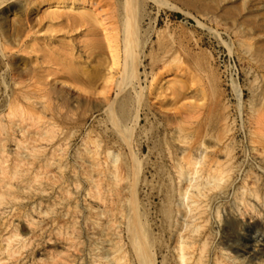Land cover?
Returning a JSON list of instances; mask_svg holds the SVG:
<instances>
[{"label": "rangeland", "instance_id": "1", "mask_svg": "<svg viewBox=\"0 0 264 264\" xmlns=\"http://www.w3.org/2000/svg\"><path fill=\"white\" fill-rule=\"evenodd\" d=\"M56 9L96 26L42 19ZM57 32L82 57L104 41L110 91L102 78L65 91L54 62L39 72L55 54L42 36ZM113 36L122 49L127 37V70L111 68ZM250 104L264 117V0L4 1L0 264H184L182 251L186 264H264V131L251 141ZM225 107L232 140L219 146ZM199 143L220 161L232 153L229 182L208 181L202 157L189 171Z\"/></svg>", "mask_w": 264, "mask_h": 264}, {"label": "bare ground", "instance_id": "2", "mask_svg": "<svg viewBox=\"0 0 264 264\" xmlns=\"http://www.w3.org/2000/svg\"><path fill=\"white\" fill-rule=\"evenodd\" d=\"M6 0H0V5ZM83 5H86L87 2L84 1L82 3ZM65 5H70L67 4L66 2H63L61 4V6H65ZM63 11V10H62ZM59 11L58 9L56 10H52V12H47L43 14V18H49L50 20H52L53 22L58 21L59 23L62 22L61 19H64L66 17L67 22H69V26L71 27H75V26H84L86 24L91 25L92 27L96 26V19L97 17H93V14L87 13V11L85 10H81L79 13L77 14H71V13H66V11L62 12ZM98 20V19H97ZM101 23H103V20L101 21ZM62 24V23H61ZM201 24V23H199ZM75 30V29H73ZM96 30V29H95ZM107 30H109L107 28ZM127 32V31H126ZM125 32V35L127 34ZM92 33H97V31H94ZM70 35V33H68V36ZM47 39V40H46ZM64 37H61L58 32L57 35L51 34L48 36V34H44L42 36V40H44L45 46L44 47H49L52 48V50L54 51V58L53 59H46L44 58L43 60L39 59V63L35 62V65L39 67V64L41 67H45V69H40L39 72L41 74H43L45 76V74L52 72V69H50V64H52V62H54V64H52V67H55V65L58 67L59 71H62L63 76L65 77L64 80L60 81V85H62L65 89V91H68L67 89L71 90L72 87L74 86V88H77V86L74 84L73 81L76 82H83L88 86V89L84 90L85 92L91 93V92H95L96 91V87L100 81V78L103 79V81H107L108 85H107V91L111 90V85H112V81L114 80L115 76L114 74L112 75H108V76H104L101 74L100 70L103 68H108L109 67V63L106 61V57H104L102 55V52L106 51V48L108 49V47H106L105 43L103 40H100L97 45L100 48V51H98L97 55L94 54V52L91 51H85L84 50V56H80L78 54V50H76V45L74 44H65L63 42ZM112 39V44H111V63H112V69L115 70L116 67L118 65H121L122 68L126 69L129 66V61L127 60L126 62V58L128 57V55L131 53V49H130V45L128 43L127 37L125 39V48L122 49V47L119 46V43H117V39L116 37H111ZM46 40V42H45ZM130 41V40H129ZM60 43L63 44V47L67 48V52L66 53H60L59 51L61 50H57L56 45L53 43ZM94 44H96L95 42H92ZM121 48V49H120ZM82 51V49H80ZM121 50L122 53H121ZM246 52V50L244 51V53ZM99 54V55H98ZM122 58V60H121ZM123 60H125V62H123ZM38 61V60H37ZM96 61V64H93ZM109 64V65H108ZM107 65V66H106ZM38 69V68H37ZM68 81H67V80ZM43 83L47 84L48 80H43ZM37 90L36 94H40L39 92H43V97L47 96L50 94V92L55 91L54 88H49L47 86L43 87L41 84L39 86H36ZM73 88V89H74ZM59 89V88H57ZM64 89H59V91H64ZM32 94H28L26 95V98H31ZM64 99H68L67 96L64 97ZM258 108L255 107L253 104H250L247 108V113H248V117H249V127H250V133H251V141H257L256 139H259V137L263 134L264 131V117L260 114H258ZM258 114V115H257ZM0 127H3L2 124H0ZM218 127L220 130H223L222 135L221 136H217L216 137V144L219 146L222 145H229L230 141L232 140V122L230 119V114L227 110V108L225 107L223 112H222V116L220 117V120L218 122ZM210 132H208V130L206 131V133L204 134L205 138L206 136L209 135ZM210 152L209 148L206 147L203 143H199L196 146L193 147L192 152L190 153V155H186V151H183L181 154L184 155V158L187 157L186 159V163H187V168L189 169L190 172H192L193 174H196V172H198L197 167H196V160L198 158H201L203 160L206 161V166L208 168V171L211 173L212 171L215 172L211 173V175L208 178V181H217L220 180L221 176H222V180L225 178L224 181H228L230 180V178L232 177V175L235 172V167L233 166V156L231 152H227L224 156L223 161H220L216 158L213 157H209L208 153ZM2 169H4L3 166H1ZM208 182H204V181H200V182H196V188L198 189L199 192H203V188L205 186H207ZM11 212V207L7 204H3L0 203V215L6 214ZM130 236L132 237V239L137 237V232L136 230H130ZM183 249V248H182ZM181 256L183 258V262L184 264H186L185 262V258H186V253L184 251L181 252Z\"/></svg>", "mask_w": 264, "mask_h": 264}]
</instances>
